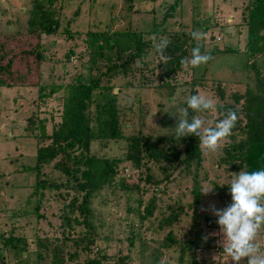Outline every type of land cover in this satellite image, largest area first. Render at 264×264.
Returning <instances> with one entry per match:
<instances>
[{
  "label": "rangeland",
  "instance_id": "rangeland-1",
  "mask_svg": "<svg viewBox=\"0 0 264 264\" xmlns=\"http://www.w3.org/2000/svg\"><path fill=\"white\" fill-rule=\"evenodd\" d=\"M174 1L53 0L60 19L62 16L59 26L66 28L61 32L70 30L73 36L71 39L65 33L42 37L45 46L40 79L48 89L62 90L50 99H39L35 87L0 86V264H56L55 247L58 252L64 251L62 264H82L86 260L97 264H190L189 256L182 255V246L195 250L197 264H233L223 252L224 238L218 218L210 210L212 204L224 209L232 202L229 185L234 179L232 175L237 173L224 170L219 164L228 139L221 142L216 152L202 149L198 167L182 165L185 144L191 136L182 138L172 150L165 145L167 156L159 162L144 158L137 168L126 159L130 135L142 131L153 138H175L174 127L166 128L160 120L167 112L176 114V107L191 96L192 76L201 78L197 95L212 99L216 105L222 102L232 105L236 110H240L243 100L235 103L231 95L254 88L244 53L247 30L242 22V9L246 0H182L172 12L169 6ZM31 10L32 0H0V57L15 50V44L21 49L28 46ZM95 25L99 31L108 33L109 38L116 33H135L145 35V41H153L152 29L170 31L165 38L156 35L157 42L169 41L182 29L191 33L202 30L203 39L195 41L194 47L199 45L201 53L209 54L211 59L197 68L182 66L175 77L165 78L159 66L162 60L152 42L150 51L132 63L125 75L104 77L103 83L110 80L108 85L113 87L106 98H101V91H93L90 112L95 135L110 136L112 123L105 121L110 118L108 104L114 94L122 116L120 121L126 128L121 129L123 138L94 141L91 152L95 156L121 159L118 177L129 178L130 182L138 180L139 190L104 189L95 193L90 200L91 216L86 227L75 225L74 218L83 220L79 210L70 213L64 210L73 198L78 206L80 194L70 187L57 191L42 188L50 165L42 167L39 174L33 170L36 141L25 127L31 128L28 116L36 112V120L45 119L50 130L61 114L64 88L94 78L96 71L89 70L87 37L83 31ZM28 62L30 69L33 64ZM257 62L264 69V55ZM34 68L29 70L28 79L35 83ZM218 86L224 92L222 100L217 97ZM195 116L212 127L223 119L217 110L197 112ZM239 119L242 120L241 115ZM211 187L213 192L202 195V190ZM197 190L200 204L194 205ZM151 199L156 201L155 210L147 217L145 208ZM172 213L177 218L168 223ZM67 215L70 221L66 223ZM69 223L72 227L67 226ZM86 235L91 237L87 239ZM168 236L170 239L166 241ZM73 240H77V246ZM38 242L48 243V249H42ZM256 242L264 248V228ZM70 254H76L72 262ZM241 264H247V258Z\"/></svg>",
  "mask_w": 264,
  "mask_h": 264
},
{
  "label": "trees",
  "instance_id": "trees-1",
  "mask_svg": "<svg viewBox=\"0 0 264 264\" xmlns=\"http://www.w3.org/2000/svg\"><path fill=\"white\" fill-rule=\"evenodd\" d=\"M181 2L182 0H175L169 6V11L174 12ZM246 2L244 9H242V22L247 30L244 53L248 57V71L254 82V88H247L242 94L233 93L231 95L235 103L243 100L240 110H236L232 105L223 104V102L217 104V111L223 115V118L228 110L235 111L238 117L242 116V120L238 119L232 134L227 138L228 143L222 148V154H220L222 156L219 157V164L223 166L222 169H230L232 172L236 171L237 174L241 170L252 172L264 169V69L257 62L264 55V0H246ZM59 19L60 16L53 0H32V10L28 21L30 33L28 46L21 49L15 44V50H10L9 55L7 54L6 57H0V86L35 87L39 92L37 94L39 99H50L53 95L60 93L62 90L60 87H50L48 89V86L42 84L40 79L45 46V43H42V37L46 38L54 34L61 36L65 33L70 34L71 39L73 36L70 30L61 32L66 28H60L59 23L62 21V16ZM163 22H166L165 18ZM200 32L203 33L202 30ZM83 33L87 37L86 48L89 52V62L91 64L89 70L96 71V75L90 82H75L64 88L61 114L57 121H53L50 130L47 129L45 119L36 120V112L30 113L28 116L31 121V128L28 126L25 129L28 133H32L31 135L36 141V164L33 170L39 174L42 167L50 165L48 166L50 168L46 178L47 181L44 180L42 188L57 191L70 187L74 192L80 194V204L77 206L75 204L77 199L73 198L64 207V210L66 209L65 213H70L74 209L79 210L83 215V220L80 222L74 218L75 225L89 227L90 200L95 193L104 189L121 192H137L139 190L138 180L130 182L129 178L118 177V171L123 162L121 159L95 156L91 152V145L94 141L123 138L121 129L126 128V125H122L120 121L122 116L120 117L118 102L114 94L113 99L108 104L110 118L105 121L107 124L112 123L110 136L95 135L90 112L92 93L96 90L101 91V98H106L105 95L109 91H113V87L108 85L110 80L103 83L104 77L125 75L132 63L150 51L153 41H145L143 40L145 35L135 33H116L114 38H109L108 33L99 31L96 25L95 28L88 27ZM150 33L155 34L150 39H153L156 35L164 36V38L170 35V31L166 28L161 31L152 29ZM191 34L188 30L185 32L182 29L170 37L166 49L168 58L166 62L161 61L159 65L163 68L165 78L175 77L182 67L181 60L191 58V52L196 41ZM27 59L33 64V66L30 65V69L35 67V74L37 75L35 83L30 82L28 79L30 69ZM23 65L25 66L23 67ZM199 80L201 78L192 76V81L189 84L191 86V96L197 95ZM218 87L217 97L222 100L224 92L221 90V86ZM32 103L35 104L33 100ZM181 106H186V102ZM195 113L197 112L189 109V119L195 116ZM33 117L34 119H32ZM242 121L244 125H241ZM160 122L162 126L172 129L175 127L177 119L167 112ZM34 131L35 133H33ZM140 133L139 135L127 137L126 159L135 163L137 168L141 166L144 158H146V161L152 160L155 162L163 160L167 156L165 152L167 150L163 147L170 145L167 149L172 150L180 141L174 137L153 138L143 135L142 131ZM190 136L191 139L185 144L187 150L181 159L182 165L189 167L195 164L198 167L201 163L202 148L199 145V138L195 135ZM160 145H162V148ZM70 183H74V185L71 186ZM200 198L201 196L197 190L194 205L200 204ZM155 203L156 201L151 199L145 208L147 217L153 214ZM172 218L176 219L177 214L172 213L167 222L170 223ZM69 221L68 216L66 223ZM67 226L72 227L70 223ZM85 237L89 239L91 236L86 235ZM169 239L168 236L166 241H169ZM5 243L9 244V240L8 242L6 240ZM38 245L42 249H48V243L40 244L38 242ZM73 245H78L77 240H73ZM57 252L58 248L55 247L54 261L56 264H62L64 251ZM181 252L182 255L186 253L189 256L190 264H197V260L194 258L195 250L190 246H182ZM75 257L76 254H70L69 261L72 262ZM180 262L182 263V258H180ZM82 264L97 263L86 260Z\"/></svg>",
  "mask_w": 264,
  "mask_h": 264
},
{
  "label": "clouds",
  "instance_id": "clouds-1",
  "mask_svg": "<svg viewBox=\"0 0 264 264\" xmlns=\"http://www.w3.org/2000/svg\"><path fill=\"white\" fill-rule=\"evenodd\" d=\"M196 41L203 39V33L196 30L192 32ZM153 44L160 55L161 60H167L166 49L169 41L167 39L156 41ZM211 56L201 53L200 46L192 49L191 58L181 60L184 67H200L207 64ZM186 107L177 106V123L174 127V136L181 140L184 137L195 135L199 138V145L203 150L216 152L221 142L227 139L239 119L237 113L228 110L223 119L212 126H205L202 117L193 116L189 119V109L193 112H215L217 105L210 98L202 95H192L186 100ZM234 179L229 185L232 202L224 209H217L214 204L210 210L216 216L220 233L223 235V252L230 258L233 264H241L247 258V264H264V248L258 244L257 237L264 228V169L247 172L240 171L232 175ZM214 187L202 190V195L213 192ZM207 239V237H205Z\"/></svg>",
  "mask_w": 264,
  "mask_h": 264
}]
</instances>
